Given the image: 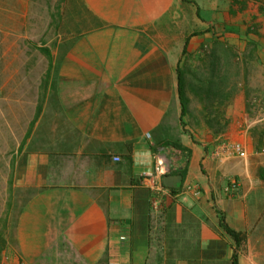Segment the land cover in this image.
<instances>
[{
    "label": "crops",
    "instance_id": "1",
    "mask_svg": "<svg viewBox=\"0 0 264 264\" xmlns=\"http://www.w3.org/2000/svg\"><path fill=\"white\" fill-rule=\"evenodd\" d=\"M58 5L71 31L8 95L25 194L1 264H260L231 230H249L264 170V0ZM156 155L159 199L142 176Z\"/></svg>",
    "mask_w": 264,
    "mask_h": 264
},
{
    "label": "rangeland",
    "instance_id": "2",
    "mask_svg": "<svg viewBox=\"0 0 264 264\" xmlns=\"http://www.w3.org/2000/svg\"><path fill=\"white\" fill-rule=\"evenodd\" d=\"M60 1L63 0H0V264L4 256L2 251L8 244L13 243L14 221L25 194V189L14 186L16 171L14 172L12 165L13 157L9 153L15 141L10 138L9 126L13 128V124L9 121L18 106L9 100L8 95L10 90L17 87L16 84H21L18 75L25 73L27 77L34 78L33 74L39 64L44 62L36 54L55 51L61 41L58 38L71 31L66 26L69 22H65L70 19L69 13L60 9ZM248 51L253 50L250 47ZM241 66L244 68L246 65ZM185 94L189 100L195 102L198 99L197 94L201 93L193 92L190 87V96ZM211 94L213 93L206 92L204 95ZM261 96L253 94L251 97L256 100ZM255 133L259 147L264 148V124L256 125ZM232 144L227 145L224 141L221 146L232 149ZM258 170L260 173L256 174L260 181L250 194L249 213L252 224L241 235L238 248L244 255H250L260 264H264V170Z\"/></svg>",
    "mask_w": 264,
    "mask_h": 264
},
{
    "label": "built area",
    "instance_id": "3",
    "mask_svg": "<svg viewBox=\"0 0 264 264\" xmlns=\"http://www.w3.org/2000/svg\"><path fill=\"white\" fill-rule=\"evenodd\" d=\"M231 148L238 152L239 155H245L244 149L240 146L239 143H233L231 145ZM114 160H118V156H113ZM167 162L166 159L163 156L156 155L155 163L153 166V169L144 171L142 173V176L146 179H148V186L154 191L155 194L158 195V197H155L156 199H159L161 194L166 192V187L162 181V176L166 172ZM236 187V181L234 179L230 180L229 182V189H234ZM199 190L197 188H194V193H198ZM154 200L153 204H156L157 200ZM121 238H124L121 236Z\"/></svg>",
    "mask_w": 264,
    "mask_h": 264
},
{
    "label": "trees",
    "instance_id": "4",
    "mask_svg": "<svg viewBox=\"0 0 264 264\" xmlns=\"http://www.w3.org/2000/svg\"><path fill=\"white\" fill-rule=\"evenodd\" d=\"M179 79H180L179 80L180 81V86H179V88H180V97H181L182 104H183V91H182V85H181V76H180ZM231 232H232V235H233V237H234V239L236 241V244H239L240 237H241L240 233H236V232H234L232 230H231ZM232 264H237V253H235V252L232 254Z\"/></svg>",
    "mask_w": 264,
    "mask_h": 264
},
{
    "label": "water",
    "instance_id": "5",
    "mask_svg": "<svg viewBox=\"0 0 264 264\" xmlns=\"http://www.w3.org/2000/svg\"><path fill=\"white\" fill-rule=\"evenodd\" d=\"M167 177H168L167 179H169V181L171 180V182L165 181L168 185H174L176 183V181L179 180V177L178 176H171V175H169Z\"/></svg>",
    "mask_w": 264,
    "mask_h": 264
}]
</instances>
